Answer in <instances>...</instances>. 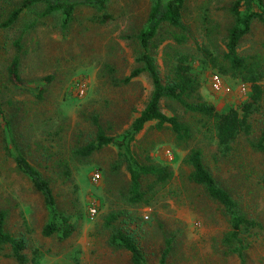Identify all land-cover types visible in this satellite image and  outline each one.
I'll return each instance as SVG.
<instances>
[{
	"label": "rangeland",
	"instance_id": "rangeland-1",
	"mask_svg": "<svg viewBox=\"0 0 264 264\" xmlns=\"http://www.w3.org/2000/svg\"><path fill=\"white\" fill-rule=\"evenodd\" d=\"M23 1L0 0V23ZM233 1L189 0L185 28L163 27L151 50L164 82L169 80L170 62L176 53L192 54L199 67L202 48L224 52L234 22ZM151 4V0H111V19L105 23L94 20L99 15L95 7L79 5L68 27L62 24V13L42 17L44 5L37 4L10 27L0 28V102L14 140L50 181L58 208L78 221L77 229L66 239L43 234L49 211L42 194L8 154L9 135L0 117V209L8 211L7 229L28 241L27 264H33L35 249L44 252L39 264H132L128 250L110 244L113 226L107 224V217L113 212L121 217L130 213L140 220L141 225L135 221L126 227L136 231L149 264H158L170 237L173 250L166 264H241L238 255L225 253L222 245L230 228L227 213L190 178L192 168L185 157L193 147L202 148L207 167L233 194L240 210L257 221V227L244 237L245 258L246 264H264V153L251 143L264 128V102L251 118L252 134L241 135L232 151L222 155L212 123L206 125L200 115L164 99L163 112L178 115L190 124L192 133L178 142L169 123L158 129L156 121H150L136 135L131 145L135 158L141 163L153 160L169 165L174 173L165 186L143 182L150 196L146 204L128 201L131 173L117 145H107L87 157L75 153L96 136L95 119L107 134L120 135L150 98L153 83L148 73L129 83L121 80L141 66L137 62L141 50L138 34ZM182 35L185 39L179 40L177 36ZM18 39L22 45L19 86L12 83L8 72ZM239 51L264 59L263 22L253 23ZM213 73L209 69L202 75L204 99L219 111L240 108L249 98L250 87L240 89V81L224 77L232 90L215 91ZM96 172L100 178L94 181ZM92 207L97 208L95 216ZM145 216L150 218L144 220ZM125 221L128 219L115 225L121 227ZM0 264L22 263L6 245L0 246Z\"/></svg>",
	"mask_w": 264,
	"mask_h": 264
},
{
	"label": "trees",
	"instance_id": "trees-1",
	"mask_svg": "<svg viewBox=\"0 0 264 264\" xmlns=\"http://www.w3.org/2000/svg\"><path fill=\"white\" fill-rule=\"evenodd\" d=\"M111 0H24L16 7L9 17L0 23V28H7L17 22L19 17L31 7L43 4L41 16H49L54 13H62L63 26L68 27L74 18L75 10L79 5L92 6L97 9L99 15L95 21L105 23L111 19L108 7ZM189 0H151L152 4L145 26L140 30L138 39L141 50L137 55V62L141 64L125 76L122 83H129L143 72L149 74L153 90L145 107L134 119L131 125L120 135H109L97 119L96 136L85 145L75 149V153L84 157L92 155L103 147L115 144L119 148V155L128 162L131 173V184L128 201L131 204H146L149 201V192L144 190L143 182L152 181L156 186H165L173 177V170L169 165L159 164L150 160L148 163L139 162L132 151V142L136 135L142 131L150 121H156V127L163 129L167 123L175 133L178 142L191 137L192 127L189 123L181 121L178 115L169 116L162 110V101L173 100L179 103L185 111L201 116L204 124H211L215 129L217 149L222 155H228L234 148L241 135L250 136L253 126L251 118L261 111L264 102V59L253 54H242L239 51L241 41L251 31L253 23H264V0H234L230 11L234 16V22L229 27L226 35V48L223 53L217 54L208 47L202 48L200 65H195V57L188 53H176L170 67L169 80H162L156 57L151 50V45L165 25L177 28H185L184 17ZM206 12V11H205ZM208 21V15L205 14ZM210 30L211 28L207 26ZM179 40H184L177 36ZM17 52L8 67L10 80L19 86L22 83L20 75V53L22 50L21 39L16 40ZM171 45V44H169ZM219 73L223 78L233 79L246 83L250 87L249 98L242 103L240 108L231 107L226 111H219L217 107L204 99L201 93L203 85L202 75L207 70ZM230 85V84H229ZM0 117L6 126L9 140L6 144L17 168L27 175L37 191L44 199L49 211V219L43 227L46 236L56 235L60 239L70 237L77 229V218L60 210L57 206L56 196L50 181L43 173L33 165L17 146L10 126L6 119L0 102ZM253 147L264 153V128L260 135L251 141ZM186 163L191 168L190 178L201 185L208 196L220 203L229 217L230 228L222 237V245L225 253L236 254L241 264H246L245 235L257 227L255 219L243 213L233 194L214 176L204 161V152L200 147L191 148L186 157ZM264 185V173L261 177ZM155 189V188H154ZM154 195V194H153ZM148 198V199H147ZM121 213L113 212L107 217V224L113 226L110 236V244L115 248H123L130 252L132 264H149L143 248L140 246L136 231L126 227L130 222L141 225L136 216L127 213L121 217ZM150 218V216H148ZM8 218L7 209H0V246H8L11 255L20 263L27 264L29 257L26 253L28 241L24 236H17L6 227ZM123 218V219H122ZM121 227L115 222L126 220ZM143 219V218H142ZM141 219V220H142ZM144 220H148L145 219ZM172 237L166 239V247L163 249L158 264H166L168 256L173 250ZM44 256L40 249L33 251L31 258L33 264H39Z\"/></svg>",
	"mask_w": 264,
	"mask_h": 264
},
{
	"label": "built area",
	"instance_id": "built-area-1",
	"mask_svg": "<svg viewBox=\"0 0 264 264\" xmlns=\"http://www.w3.org/2000/svg\"><path fill=\"white\" fill-rule=\"evenodd\" d=\"M211 85L212 88L215 91H224V92H230L232 90V87L224 80V78L217 72H214L211 77ZM248 87L246 83H242L240 86V89L245 90ZM100 178V174L98 172L93 174V180L97 181ZM91 214L92 216H95L97 214V208L92 207L91 208ZM145 219H149L148 216H145Z\"/></svg>",
	"mask_w": 264,
	"mask_h": 264
}]
</instances>
